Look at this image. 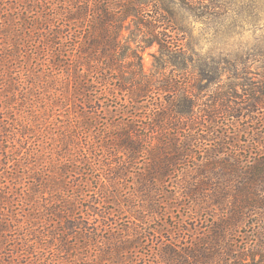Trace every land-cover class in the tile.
<instances>
[{"label":"rangeland","instance_id":"1","mask_svg":"<svg viewBox=\"0 0 264 264\" xmlns=\"http://www.w3.org/2000/svg\"><path fill=\"white\" fill-rule=\"evenodd\" d=\"M83 1L103 8L111 5L115 9H109L117 12V17L122 10L114 5L122 6L126 1L136 13L141 10L139 15L132 13L134 16L119 23L116 52L125 67L123 78H129L139 65L142 73L150 77L152 91L146 101L133 105L119 92L118 74L103 71L102 75H92L89 66L88 70L87 66L81 67L79 73L75 68L71 73L79 74V78L75 75L66 82L57 74H61L75 51L71 52L67 43L55 58L51 42L47 45L43 39L55 32L65 36L68 26L71 31L76 30L77 36L80 25L36 20L51 16L47 10L49 0H0V50L19 52V60H13L16 72L11 73L14 78L19 75V96H12L8 85L7 96L0 98L6 107L0 112L8 121L19 117L18 132L14 130L16 136L9 140L15 147L17 167H6L0 173L6 198L12 193L19 195L18 204L10 198L5 206L6 221L0 227L1 264H163L161 250L165 246L183 248L189 245L192 235L210 234L205 222L192 220L195 212L204 215L205 209L191 202L181 190L197 173L194 168L207 164L214 149L222 151L218 157L229 162L253 161V149L260 145L255 141L264 138V129L259 126L264 123L260 103L264 100V94L260 95L264 91V0H150L147 4H142L147 0ZM74 2L68 3L67 9L75 7ZM86 24H82V30ZM114 25L117 27L118 23ZM8 41L12 49L6 48ZM174 46L180 47L188 60L182 56L170 60ZM162 87L165 91L161 93ZM181 94L192 103V114L172 118L170 103L184 109ZM253 97L258 100L257 105L252 102ZM252 103L255 106L247 108ZM15 104L19 106L12 109ZM155 104H161L163 109L158 112ZM224 105L226 113L219 112ZM156 113H164L158 120L167 123L162 134L155 131ZM213 113H218L212 116L214 123L209 121ZM253 118L257 119V126ZM124 123L134 127L133 137H152L147 160L160 138L167 142L173 138L180 147L191 140L192 154L183 156L177 171L164 180L163 187H158L154 199L146 200L142 227L135 221L134 211L140 199H126L139 187L136 167L124 166L122 170L118 187L124 198L108 200L109 195H104L112 189L110 181H116L121 173L117 165L127 162L105 148L109 139L125 130L121 126ZM179 156L177 152L169 158ZM0 160L5 162L3 156ZM143 164L140 158L139 166ZM36 175H47L55 184L42 191L37 180L33 186L30 184ZM16 176L19 178L15 182ZM57 180L63 181L66 188L59 189ZM33 194L39 210L31 212L27 200ZM61 197L67 198L73 210L70 221L74 229L65 236L66 254L63 250L62 254L55 253L58 244L54 239L66 229L56 225L58 219L47 211L58 207ZM105 212L111 215L117 237L124 230L126 236L135 238L142 230V236L136 238L138 246L127 253H114L103 245L109 238L108 228L100 219ZM211 220V225H220L216 216ZM250 222L254 224L255 220ZM240 229L235 230L236 238L227 242L230 249L245 247L252 243L246 236L255 240L258 235L257 228ZM48 234H53L52 240ZM45 237L51 244L49 249ZM15 256L17 259L13 260ZM243 264L252 263L247 260Z\"/></svg>","mask_w":264,"mask_h":264},{"label":"trees","instance_id":"2","mask_svg":"<svg viewBox=\"0 0 264 264\" xmlns=\"http://www.w3.org/2000/svg\"><path fill=\"white\" fill-rule=\"evenodd\" d=\"M49 1L50 3L47 4V10L49 13L51 12V16L38 17L36 20L46 22V24L62 20L64 25L67 23L68 25H80L81 27L79 28L80 30H77V36H75L77 34L75 33L76 30L75 32L71 31L68 26V31L65 36L55 32L53 36L50 35L46 39H43L47 45L48 41L51 42V47L53 49V52L51 53L55 56V58L62 54L67 43L69 45L67 48H70L71 52L75 51L73 58L64 64L61 74L59 75L58 73L57 76L63 77L66 82L68 81L69 83V78H75V75H77V79L79 78V74L73 75L71 72H75L76 68V71L79 73L81 72V67L84 66H87V70L89 66L88 72L92 73V75H102L103 71L116 73L118 74V77H121L120 79H116V82L120 81L121 83L118 87L119 92L124 93V95L131 100L133 105L146 101L148 99L147 95L151 94L152 91V87L149 84V82H151L150 77L143 74L138 65L137 71H132L129 78H123L124 76L122 70L125 67L121 66L122 59L117 57L116 52L119 45L117 39L119 38L118 32L121 30L120 25L128 17L134 16L132 13H136V11H134L135 8L132 6L130 7V3L128 1L123 3L122 6H119L118 4V6L114 5V7H118L122 10L121 14L118 15L120 17H117V12L111 10L115 9L113 7L111 8V5H108L107 8L104 6L103 8L100 7L99 4L96 5L93 3V5H90L88 2L84 3L83 0H76V2H74L75 7L67 9L68 3H72L75 0ZM149 1L150 0H147L146 3H140L147 4ZM139 12H141V10H139L136 14L139 15ZM84 23H87L88 25L86 24L85 29L82 30V24L84 25ZM115 23L116 25L118 23L117 27H115ZM64 27L67 28V26ZM10 47H12V45H10L8 41V46H6V48L12 49ZM172 48L171 52L173 57L170 60H174L176 56H182L184 60H188L186 59L185 54L182 53L180 47L174 46ZM10 51L11 50H0V86L4 84L3 87H0V98H5V96H7L6 90L8 89V85L12 88L11 95L14 96L18 94L19 96V75L17 78L12 77L11 75V73L15 71L13 60H19V52L13 50L11 52ZM73 64L76 65L74 68H71ZM91 64H93V67H91ZM130 67L131 65L128 66V69ZM158 88H160V86H158ZM158 88L157 90L159 91ZM163 89L165 91V88L162 87L161 93ZM112 92H114V90H112ZM263 94L264 91H261L260 95ZM63 97L65 99L67 98L66 95ZM180 99L184 105V109L180 108V104L177 105L173 102L170 103L171 106L169 107L172 108L170 116H172V118H174V116L183 118L186 115L192 114V103L184 96V94H181ZM252 100L249 101H252L256 105L258 104V100L256 98L253 97ZM2 103L3 100L0 99L1 112H3L2 110H5L6 108L3 107ZM253 103L248 105L247 108L255 106ZM260 103L263 105L264 109V100ZM18 106L19 104L13 105L12 109L17 108ZM224 107L225 105L219 112L226 113L227 109ZM161 109H163L161 104H155V110L159 112ZM239 111L240 114L241 110ZM1 112L0 157L3 156V158H5V162L2 163V160H0V173L4 172L6 167H17L16 159H14L15 147L12 145V142H9V140H13L14 136H16V133L18 132L17 129H19V117H15L8 121L6 115L4 116V113ZM163 114L156 113V120L154 122V127L156 128L155 131L160 134L165 131L167 126V123L158 120L163 118ZM216 114L218 113L211 114L209 121L214 123L213 119L215 117L213 118L212 116H217ZM246 116L248 117L249 115L247 114ZM253 120H255V126H257V119L253 118ZM12 123H14V125ZM8 125H10L11 128H9ZM121 126H123L122 129L125 128V130H121L117 137L109 139L107 141L108 145L105 148L110 151V154L112 153V155L118 157L119 159L123 156L127 162L124 165V161L122 163L119 162L120 164L118 163L119 165L117 166L121 169V173L117 174L115 178L116 181H110V187L112 186V189L111 191L108 190L109 192L106 191L107 193L105 192L104 195L107 194L110 196L107 197L108 200L109 198L113 200H120L121 197L124 198L122 192H120V187H118L119 179H121L120 176H122V170L124 166H130L131 168L136 167L135 173L140 180L138 183L139 187L134 195L127 196L126 199H134L136 201H139L140 199V201L136 203L137 206L135 205L134 211L135 214H137V219H135V221L141 224L142 227L144 225V214L147 212L146 207H144L146 200H148V198L154 199V195L156 196L158 192L157 190H159L158 187H163L166 183L164 180L169 178L171 174L174 173V170L177 171L180 159L183 158V156L187 157L189 154H192V150H190L192 147L189 145L191 140H186V143H183L180 147V145H178L176 140L173 138L169 139L168 142L164 138H158L159 140H157V144L154 146L156 150L154 153H152L153 150L151 151V155H148L149 159L147 160L145 155L149 153L148 149L150 148L149 146L151 144L152 137L147 135L144 137L134 135L133 137L131 131H134V127L125 123ZM143 126L145 125L143 124ZM259 126H262L264 129V123H260ZM126 128L129 129L126 130ZM7 133H11L12 136ZM255 142L260 144L257 145L260 148L255 146L256 149H253L255 150V159H253V161H247V163L246 161L243 163L229 162L226 158L218 157V155L223 153L222 151L214 149L211 153H209L210 156L207 164L197 165L194 168L197 169V173L190 177V180L186 182V186L181 188V190L185 195H187V198H189L191 202L196 205L200 204L202 208L205 209L204 211L206 212L204 215L199 211L195 212L196 219L193 217L192 220L195 223L205 222V228L210 231V234L202 237L192 235L189 239V245L186 244L183 248L174 247V244H171L168 247L165 246L161 250V262L163 264H243V262L247 260H249L252 264H264L263 136L262 140L258 139ZM3 144H6L7 147L5 145L3 146ZM177 152L180 153V156L177 159L169 158L172 153ZM166 156H168V158H166ZM140 158L144 161V164L141 165L142 167L139 166ZM9 164L12 165L9 166ZM137 167H139V169H137ZM17 172L18 171L15 170L16 174ZM208 173L210 174L208 175ZM29 175H31V173H29ZM18 178V176L15 177V182L18 181ZM36 180L39 183V187L42 188V191L46 189L50 190L49 187H51L53 183L55 184V181L47 177V175L45 177L42 175H36V179L32 180L30 184L33 186ZM57 181H60V185L59 183L56 184L59 189L62 190L66 188L63 181ZM5 189V186L0 183V227H2V224L4 223L3 221H6L4 218L6 212L5 206L9 205V199L12 198V201L16 205L18 204L16 199L19 198L18 194L12 193V197L7 199V194L3 192ZM27 202L30 203L29 211L34 212V210H39V207L36 206L34 194L33 196L28 195ZM58 204V207L55 206L53 209H48L47 211H50V216L58 219L56 225H62L66 229L65 232H61L62 236L59 235L61 237L54 235V239H56L58 244L57 246L59 248L55 250V253L60 252V254H62L63 250L66 254L68 251L65 245V236H68L69 232L74 229V226L70 221V215L73 210L71 209V203L65 197H61ZM210 211H213L214 214H210ZM215 216L220 222V225H211V218ZM100 219L103 225L108 228L107 236L109 238L105 239L103 245H107V247L112 249L114 253H119V251L127 253L131 250V248L134 249L135 246H138L139 240L136 238L142 236V230L136 233L135 238L126 236L124 230H122L119 234L120 237H117L115 231L113 232L111 215L108 212H105L102 216H100ZM252 219L255 220L254 224L250 222ZM247 227H249V229H251V227L257 228L258 235L255 236V240L251 235L246 236L245 239L250 240L252 242L251 244L242 248L231 247L232 249H230L226 244L228 241H232L236 238L234 235L235 230L239 228H241L240 230L247 229ZM48 236L50 240L53 239V234L52 236L48 234ZM47 240L48 238L45 237L44 242L47 245L46 248L49 249L51 244ZM1 254L2 252H0V255ZM16 257L17 256L12 259L15 260L17 259Z\"/></svg>","mask_w":264,"mask_h":264}]
</instances>
